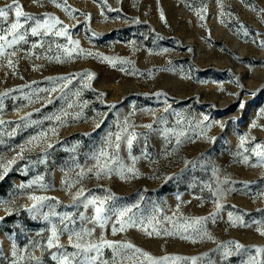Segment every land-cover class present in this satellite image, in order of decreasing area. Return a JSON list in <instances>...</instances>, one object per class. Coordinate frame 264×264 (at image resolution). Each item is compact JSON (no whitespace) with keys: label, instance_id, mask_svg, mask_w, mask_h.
Listing matches in <instances>:
<instances>
[{"label":"rangeland","instance_id":"374dc122","mask_svg":"<svg viewBox=\"0 0 264 264\" xmlns=\"http://www.w3.org/2000/svg\"><path fill=\"white\" fill-rule=\"evenodd\" d=\"M18 2L23 11L37 18L43 19L45 14L58 17L69 26L71 39L80 44L69 58L64 47L75 46L66 37L32 36L29 21L26 40L15 46L17 56L12 59L16 68H9L7 60L0 59V93H8L0 96V119L5 121L0 124V174L3 166L16 158L0 180V217H4L0 220V264H11L13 245L27 248L39 258L38 262L29 260L24 252H18L25 256L20 264H59L53 259L57 249H48L46 241L51 224L58 230L63 228L60 219L65 214L72 221L70 230L95 227L86 240L99 241L103 236L110 241L131 242L157 259L180 256L198 257L196 264H247L250 255H257L252 246L264 247V235L257 231L258 226L264 229V164L251 149L257 143L264 146V115L260 112L264 108V46L259 43L264 40V12L260 11L264 0H107V7L100 0H66L68 7L78 10L74 13L65 10L64 0ZM8 3L11 0H0V7ZM13 22L14 12L10 11L7 21L0 20V30ZM87 52L126 62L118 60L113 67ZM56 56L63 62H57ZM33 65L38 66L36 70ZM87 72L95 74L90 81L80 77ZM64 75L73 76L64 89L66 95L51 93L53 102L47 103L49 93L41 90L57 87L47 78ZM161 92L166 95H156ZM165 107L168 112L163 111ZM81 109L78 119L70 116L63 125L55 120L65 110L74 113ZM28 113L31 116L23 119ZM204 116L209 120L204 121ZM125 120L137 139L130 150L122 141L120 156L128 166L136 157L139 175L122 179L116 174L99 178L86 174L77 184L76 173L92 167V157L110 133L120 131ZM52 128L59 134L51 137L49 132L54 147L47 149L46 162H42L45 143L17 158L21 146L30 147L27 142L33 136ZM181 131L185 133L183 143L176 148L175 133ZM241 137L247 138L243 145ZM245 156L249 157L247 163ZM40 177L47 187L34 184L20 188ZM225 178L231 183L220 186L231 191L222 201L224 207L215 223L209 220L205 225L214 239H200L191 228L185 231L181 225L191 224V218L216 211L212 193L218 180ZM66 179L74 185L70 190L63 183ZM80 187L86 195L90 192L103 197L110 191L116 197L108 203L110 208L138 203L139 208L134 209L138 217L156 216L163 221L161 234L149 237L140 227L113 234L112 221L104 229L89 223L94 208L73 203ZM32 194L54 198L47 203L57 215H49L47 220L40 214L33 217L26 209L33 203L28 198ZM228 212L242 216L250 226L230 224ZM164 230L174 234L165 235ZM68 236L64 231L60 243L71 253L75 249L69 246ZM233 240L249 251L222 259L218 245ZM33 242L39 246L33 248ZM113 257L111 249H103V259L109 264ZM258 259L264 260V253ZM116 262L150 264L131 250L122 252ZM167 264L192 262L170 259Z\"/></svg>","mask_w":264,"mask_h":264},{"label":"snow or ice","instance_id":"6c2138e0","mask_svg":"<svg viewBox=\"0 0 264 264\" xmlns=\"http://www.w3.org/2000/svg\"><path fill=\"white\" fill-rule=\"evenodd\" d=\"M100 3L107 7V0H100ZM57 6H60L59 4ZM64 6L65 10L69 11L70 13H74L78 10L72 9L66 5V0H64ZM221 8H223V5L221 4ZM112 11H116V9H111ZM14 12V22L10 24V27L6 30H0V59H6L7 60V66L9 68H16V65L13 62L12 57L17 56V51L15 50V46L19 44L21 41L26 40V36L28 34L29 29L25 28V25L29 23V21L32 22V25L30 27V33L32 36H47V35H54L57 37H66L68 39L69 44L74 45L75 47L68 48L64 47V54L67 57H71L74 52H76L77 48L79 47V40H72L71 36L69 35V26L64 25L63 22L58 18L51 14H45L44 18H37L33 16L32 14L25 12L22 10V5L19 4L18 0H11V3H8L4 7H0V20L7 21L9 12ZM261 12H264V9L260 10ZM103 12V9H102ZM87 18H90V13L85 14ZM161 18L164 19V13L161 11L160 13ZM221 15L223 16V11L221 12ZM201 20L204 19L203 16L200 17ZM23 21V22H22ZM166 22V20H165ZM74 27V26H73ZM247 35V32H245ZM92 35H96L95 33H92ZM261 46H264V40L259 41ZM43 46L42 44L40 45ZM33 48L37 47L36 44L32 45ZM9 49H12V51H8ZM163 51L167 52V49H164ZM191 51V49H189ZM80 52H84L83 49H80ZM88 56H96L97 58L101 59L102 61H107L110 65L113 67H116L117 61L121 64L125 63L126 61L123 60V58H112L108 56H104L100 53H93V52H87ZM52 59V57H50ZM54 59L57 62H63L60 59V56L54 57ZM130 63V61L128 62ZM38 66L33 65V69L36 70ZM121 71H127V69L121 68ZM130 75H134L135 72H129ZM94 73L87 72V73H81L80 77L81 79H87L92 80L94 77ZM191 78V77H188ZM47 79L55 81L57 84V87H53L51 89H42L41 91L49 93V97L47 99V103H52L51 93L60 92L61 95H66L64 92V89L68 87L69 84L72 83L73 76L72 75H64V76H58V77H48ZM35 83V81L33 82ZM90 87V85H87ZM11 91V90H9ZM8 93H0V96H6ZM79 95V93H77ZM105 95V94H101ZM156 95H166V93H157ZM84 106H87V102L84 103ZM240 107L243 108L244 104L241 103ZM69 109L73 108V105H68ZM36 111H39V109H36ZM164 112H168L169 109L167 107L164 108ZM261 114L264 115V108L260 110ZM82 115V109L81 111L77 112H69L67 110L63 111L61 115H57L55 117V120L58 121L61 125L67 122L68 117H72L73 119H78ZM155 115V113H153ZM31 116V113L26 114V116L23 119H27ZM161 119H164L161 117ZM204 121H208L209 117L204 116ZM5 121L0 119V124H4ZM32 123H35V121H32ZM219 123V126L221 128H224L225 125L222 122ZM96 127H99V124L95 125ZM256 125L253 124V127ZM148 128H151L152 125H147ZM205 127L210 128V124H206ZM129 124L128 121L125 120L123 126L121 127L120 131L116 133H110L105 141V145L101 147L96 153L92 159L95 161V163L90 168H80L79 172L76 173L75 182L79 184L81 182V179L86 174H94L97 178L101 176H107L111 177V175L116 174L122 179H126L131 175L132 177H135L139 175L138 170L135 168V161L136 157H132L133 164L132 166H128L123 162L122 157L120 156V148H121V142L123 141L126 144L127 149H131L133 146V142L137 139L135 132H129L128 131ZM49 132L51 133V137L58 136V129L52 128L48 131H41L38 133V135L33 136L27 143L30 145V147L25 148L24 146H21L19 151L17 152L16 156L17 158H23L26 151H33L34 148L39 147L40 143L46 144V149L42 150V157L43 161L46 162L48 158V152L47 149H52L54 147L53 143L50 142ZM124 133H127V135H123ZM201 135H204L203 129H201ZM185 136V133L183 131L175 133V146L178 148L183 141L181 140V137ZM208 139L214 141L215 137H208ZM246 137H241V145H243L246 141ZM254 139V138H253ZM251 152L259 159V162L261 164H264V146H262L260 143H257L254 148L251 149ZM249 157H244V162H248ZM16 163V158L8 161V165L3 166V174H0V180L4 179V175L8 172V166L11 164ZM43 180V177H40L36 180H33L30 182L29 185H20V188L25 187H31L34 184H39L41 188L47 187V185L41 183ZM64 185L70 190L74 185L69 182V180L63 181ZM231 181H229L227 178H225L223 181L218 180V184L214 192L212 193L213 196V203L215 205L216 211L213 213H210L209 216L206 217H195L191 218L192 223L191 224H185L181 225L182 228H184L185 231H187L189 228L192 229L193 232L196 233L197 236L200 237V239L207 238L209 240H213L214 237L206 231L205 225L206 223L211 220L212 223H215L216 216L220 213V211L223 209L224 204L222 201L226 199V195L228 191H231L229 188L221 187L220 185L230 184ZM261 195H264L262 193ZM33 203L30 206H26V209L28 212H30L33 217H35L37 214H40L44 217L45 220L49 218V215H57L55 213L51 212V209L53 207L52 204L47 203L48 201L54 199L43 195H35L32 194L28 197ZM73 203H79L84 208H88L89 206H92L94 208V214L93 217L88 221L89 223H92L94 225H99L101 229H104L110 221L111 223V231L113 234H116L118 231L123 232L128 228H136L140 227L142 230L146 232V234L151 237L153 235H160L161 231L160 229L163 226V221L158 219L156 216H152L150 219L145 217H138L136 215V212L134 209L139 208V204H132V205H124L118 209L110 208L108 207V203L110 201H113L116 199L115 195L112 194L110 191L108 194L101 196L92 195L90 192L88 195L85 194V189L83 187H80L73 195ZM47 207L49 209L48 212H45L44 209ZM111 213V215H109ZM9 214H11L9 212ZM228 221L230 224L233 225H242L244 227H249L247 223H245L242 219V216L240 215H234L233 212L227 213ZM4 217H0V220H3ZM186 220L189 218H185ZM164 220L172 221L173 217H165ZM65 221H68V223H65ZM72 223L70 217L65 214L60 219V224L63 225V228L58 230L56 224H51L50 227V234L47 237L46 241V247L48 249H57L56 253H53V259L57 260L59 264H109L108 261L103 259V249L109 248L114 253L113 262L112 264H117L116 257L121 256L122 252L125 250H131L133 254H141L143 257H145L148 261H150V264H167V262L170 259L173 260H182V259H188L191 260L192 264H196V261L198 257H168L164 256L161 258H154L152 257L148 252L143 251L141 248L137 247L135 244L131 242H117V241H110L105 239L103 236L100 238L99 241H91L86 240L85 237H91L92 234L95 232V227L92 228H85L82 227L79 231H73L68 228V224ZM253 223H259L254 221ZM64 231L69 232V246L75 249V251L69 253L65 250V245L60 243V235L63 234ZM257 231L264 235V229H261L259 226L257 227ZM165 235H173V232H170L168 230H164ZM73 238H75V243H73ZM186 239H192V242L195 243L196 240L192 237H184ZM33 248L39 246L35 242L31 245ZM257 253V255H250L249 259L247 261V264H264V260L258 259V255L261 253H264V247L261 246H252ZM218 250L221 253V257L224 260H227L229 257L233 255V253H242V252H248L249 248L245 246L244 244L240 243L239 241H229L227 243H222L218 245ZM18 252H24L29 260H36L39 261V258L34 255V252H29L27 248L25 249H18L15 245H13L11 256L13 257L11 264H20L21 261L25 259L24 255H18ZM207 255V254H205Z\"/></svg>","mask_w":264,"mask_h":264}]
</instances>
